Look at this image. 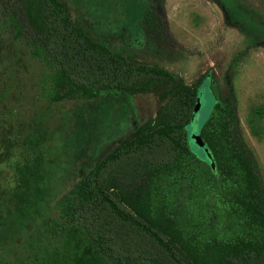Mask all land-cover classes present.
<instances>
[{"label":"rangeland","instance_id":"obj_1","mask_svg":"<svg viewBox=\"0 0 264 264\" xmlns=\"http://www.w3.org/2000/svg\"><path fill=\"white\" fill-rule=\"evenodd\" d=\"M62 1L92 39L175 80L56 101L54 67L26 38H12V0H0V264H111L80 223L62 228L67 193L117 145L153 127L172 96L165 90L203 83L235 111L231 143L219 145L231 172L218 167L215 179L206 162L188 158L175 173L140 178L123 197L131 211L149 199L165 221L177 217L219 244L234 240L243 228L232 202L243 190L241 159L264 195V0ZM216 114L222 131L224 112ZM127 264L166 263L152 252ZM254 264H264V252Z\"/></svg>","mask_w":264,"mask_h":264},{"label":"trees","instance_id":"obj_2","mask_svg":"<svg viewBox=\"0 0 264 264\" xmlns=\"http://www.w3.org/2000/svg\"><path fill=\"white\" fill-rule=\"evenodd\" d=\"M6 21L13 39L26 38L32 55L54 67L56 101L96 98L110 90H157L175 80L164 68L137 62L92 39L62 0H12ZM206 87L165 90L163 98L172 96L153 127L125 139L69 190L62 228L80 223L111 264L142 261L152 252L166 264H254L264 252V195L258 174L245 160L238 164L243 190L232 200L243 228L227 243L200 237L177 217L165 221L149 199L140 211L124 202L131 184L159 172L175 173L188 158L206 162L215 179L218 167L231 172L225 170L219 145L231 143L235 111L230 102L223 106L213 86ZM218 111L224 112L219 116L222 131L214 123Z\"/></svg>","mask_w":264,"mask_h":264},{"label":"water","instance_id":"obj_3","mask_svg":"<svg viewBox=\"0 0 264 264\" xmlns=\"http://www.w3.org/2000/svg\"><path fill=\"white\" fill-rule=\"evenodd\" d=\"M199 106H200V104L197 105L196 109H199ZM197 140H198V142H199L201 145L204 144V141H203V139L201 138L200 135H197Z\"/></svg>","mask_w":264,"mask_h":264}]
</instances>
